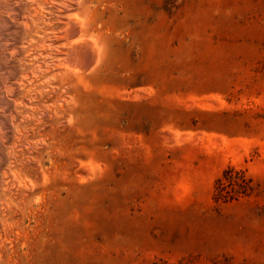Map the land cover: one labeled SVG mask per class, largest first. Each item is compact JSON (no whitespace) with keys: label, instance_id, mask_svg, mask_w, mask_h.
Instances as JSON below:
<instances>
[{"label":"rangeland","instance_id":"obj_1","mask_svg":"<svg viewBox=\"0 0 264 264\" xmlns=\"http://www.w3.org/2000/svg\"><path fill=\"white\" fill-rule=\"evenodd\" d=\"M0 264H264V0H0Z\"/></svg>","mask_w":264,"mask_h":264},{"label":"bare ground","instance_id":"obj_2","mask_svg":"<svg viewBox=\"0 0 264 264\" xmlns=\"http://www.w3.org/2000/svg\"><path fill=\"white\" fill-rule=\"evenodd\" d=\"M64 33H65V35H67V33H68V30L67 29H65L64 30ZM5 135V134H4Z\"/></svg>","mask_w":264,"mask_h":264}]
</instances>
